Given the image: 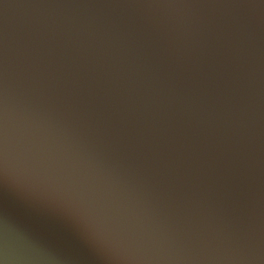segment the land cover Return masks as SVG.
Returning <instances> with one entry per match:
<instances>
[{
  "label": "water",
  "instance_id": "obj_1",
  "mask_svg": "<svg viewBox=\"0 0 264 264\" xmlns=\"http://www.w3.org/2000/svg\"><path fill=\"white\" fill-rule=\"evenodd\" d=\"M0 264H264V0H0Z\"/></svg>",
  "mask_w": 264,
  "mask_h": 264
}]
</instances>
